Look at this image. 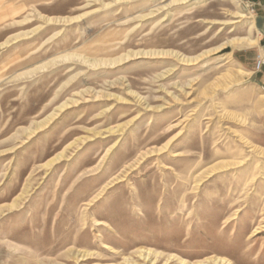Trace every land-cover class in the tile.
<instances>
[{
    "label": "rangeland",
    "instance_id": "rangeland-1",
    "mask_svg": "<svg viewBox=\"0 0 264 264\" xmlns=\"http://www.w3.org/2000/svg\"><path fill=\"white\" fill-rule=\"evenodd\" d=\"M244 2L0 0V264H264Z\"/></svg>",
    "mask_w": 264,
    "mask_h": 264
},
{
    "label": "crops",
    "instance_id": "crops-1",
    "mask_svg": "<svg viewBox=\"0 0 264 264\" xmlns=\"http://www.w3.org/2000/svg\"><path fill=\"white\" fill-rule=\"evenodd\" d=\"M249 1L255 4V10H257V12L259 13V15H256V23L258 25L257 27L262 32V35L259 38V44L262 45V43H260L262 41L263 46H261V50L256 52L255 57H257L258 55L264 56V0H249ZM245 55L246 54H243V53L238 55V58H237L238 62H236V63H238V65L244 66L247 70H249V72L251 74L250 78L254 77V79H255L254 81L257 83V85L262 90H264V69L257 72V71H255V69L248 67V65H249V63L247 61L248 58H245Z\"/></svg>",
    "mask_w": 264,
    "mask_h": 264
},
{
    "label": "built area",
    "instance_id": "built-area-1",
    "mask_svg": "<svg viewBox=\"0 0 264 264\" xmlns=\"http://www.w3.org/2000/svg\"><path fill=\"white\" fill-rule=\"evenodd\" d=\"M245 1L246 2H244V3L249 8V11L251 13H254L255 4L250 2L249 0H245ZM262 69H264V56L258 55L256 60H255V70L258 72V71H261Z\"/></svg>",
    "mask_w": 264,
    "mask_h": 264
},
{
    "label": "bare ground",
    "instance_id": "bare-ground-1",
    "mask_svg": "<svg viewBox=\"0 0 264 264\" xmlns=\"http://www.w3.org/2000/svg\"><path fill=\"white\" fill-rule=\"evenodd\" d=\"M244 16V15H243ZM248 39V38H247ZM228 42V41H227ZM243 42L245 43V40H243ZM243 42H241V43H243ZM230 43V42H229ZM250 43V42H249ZM234 44H236V43H234ZM252 44H254V43H252ZM245 45V44H244ZM237 47H239V45H233L232 46V48H237ZM250 47H251V45H250ZM229 48V47H228ZM242 48H244V47H242ZM161 54V53H160ZM164 55V54H163ZM229 56V55H228ZM184 62V61H183Z\"/></svg>",
    "mask_w": 264,
    "mask_h": 264
},
{
    "label": "water",
    "instance_id": "water-1",
    "mask_svg": "<svg viewBox=\"0 0 264 264\" xmlns=\"http://www.w3.org/2000/svg\"><path fill=\"white\" fill-rule=\"evenodd\" d=\"M230 52V48H226L222 54H226V53H229Z\"/></svg>",
    "mask_w": 264,
    "mask_h": 264
}]
</instances>
